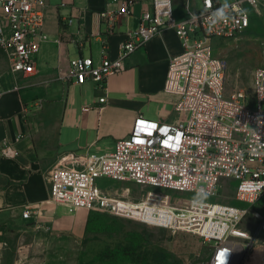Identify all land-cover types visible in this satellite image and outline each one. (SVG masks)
Instances as JSON below:
<instances>
[{"label": "built area", "instance_id": "built-area-1", "mask_svg": "<svg viewBox=\"0 0 264 264\" xmlns=\"http://www.w3.org/2000/svg\"><path fill=\"white\" fill-rule=\"evenodd\" d=\"M138 4L139 24L126 30L116 60L78 57L62 78L95 83L105 103L110 77L125 71L126 60L154 37L172 30L182 52L169 61L164 91L180 97L177 111L183 118L170 124L140 116L113 152L62 159L45 173L49 202L70 213L82 209L191 234L214 243L210 264H245L264 246V68L255 74L253 102L242 89L228 96V63L215 56L211 40L246 33L252 15H263L264 0H110L99 17L112 34ZM224 5L227 21L213 23V13ZM47 6L46 0H0V51L15 76L36 73V57L48 39ZM34 106L40 109L43 102ZM16 143L3 142V155L16 157ZM104 179L191 197L148 191L135 199L106 191ZM223 189L242 205L200 199L201 190L217 199ZM22 216L29 220L33 213Z\"/></svg>", "mask_w": 264, "mask_h": 264}, {"label": "crops", "instance_id": "crops-1", "mask_svg": "<svg viewBox=\"0 0 264 264\" xmlns=\"http://www.w3.org/2000/svg\"><path fill=\"white\" fill-rule=\"evenodd\" d=\"M109 1L46 0L48 39L36 57V73L25 77L8 71L0 78V236L7 229L22 237L55 235L67 228L79 234L90 212L76 211L67 224L66 208L49 202L45 173L62 159L113 152L140 116L170 124L183 118L177 111L180 97L164 91L169 61L182 52L172 30L154 37L126 60L125 71L110 77L105 103H100L104 94L95 83L62 78L75 58L116 60L126 30L138 26L141 4L109 33L108 23L99 17ZM38 100L40 109L34 106ZM5 141L16 143V157L3 155ZM26 210L33 213L29 220L22 216Z\"/></svg>", "mask_w": 264, "mask_h": 264}, {"label": "rangeland", "instance_id": "rangeland-1", "mask_svg": "<svg viewBox=\"0 0 264 264\" xmlns=\"http://www.w3.org/2000/svg\"><path fill=\"white\" fill-rule=\"evenodd\" d=\"M229 1L223 0L224 3ZM211 43L215 56L228 63L226 94L230 96L242 89L253 102L255 74L264 68V12L261 17L253 14L251 28L238 38L212 39ZM6 74L8 63L0 51V78ZM166 111L170 109L164 108L163 112ZM103 183L106 191L119 195L128 192L135 199L148 191L191 197L187 193L142 187L132 182L104 179ZM200 199L242 205L226 189L217 199ZM72 214L66 209L67 224ZM89 219V224L79 234L67 228L55 235L25 234L22 237L15 230H4L0 236V264H210L214 243L206 244L200 237L173 233L110 214L90 212ZM259 250L251 253L245 264H264V248Z\"/></svg>", "mask_w": 264, "mask_h": 264}, {"label": "clouds", "instance_id": "clouds-1", "mask_svg": "<svg viewBox=\"0 0 264 264\" xmlns=\"http://www.w3.org/2000/svg\"><path fill=\"white\" fill-rule=\"evenodd\" d=\"M226 7H227V5H224L223 8H221V9L217 10L215 13H213V17H214V19L212 21L213 23H216V22L221 21V20H223L225 22L227 21L228 17L225 15V11H224V8H226ZM200 195L202 198H206L208 193L201 190Z\"/></svg>", "mask_w": 264, "mask_h": 264}, {"label": "bare ground", "instance_id": "bare-ground-1", "mask_svg": "<svg viewBox=\"0 0 264 264\" xmlns=\"http://www.w3.org/2000/svg\"><path fill=\"white\" fill-rule=\"evenodd\" d=\"M261 248V250H262V248H264V246H258L257 248H256V250L254 251V254L256 253V252H258V250ZM260 251V250H259ZM264 251V250H263ZM262 253V252H261ZM253 254V255H254ZM260 255V254H259ZM261 257V256H260Z\"/></svg>", "mask_w": 264, "mask_h": 264}, {"label": "trees", "instance_id": "trees-1", "mask_svg": "<svg viewBox=\"0 0 264 264\" xmlns=\"http://www.w3.org/2000/svg\"><path fill=\"white\" fill-rule=\"evenodd\" d=\"M90 219L87 221V225L89 224Z\"/></svg>", "mask_w": 264, "mask_h": 264}, {"label": "snow or ice", "instance_id": "snow-or-ice-1", "mask_svg": "<svg viewBox=\"0 0 264 264\" xmlns=\"http://www.w3.org/2000/svg\"><path fill=\"white\" fill-rule=\"evenodd\" d=\"M221 255H223V253H221Z\"/></svg>", "mask_w": 264, "mask_h": 264}]
</instances>
